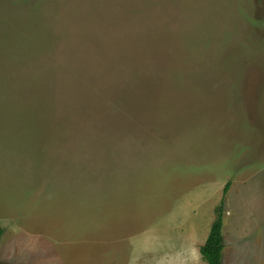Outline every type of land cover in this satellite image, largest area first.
<instances>
[{
    "label": "rangeland",
    "instance_id": "obj_1",
    "mask_svg": "<svg viewBox=\"0 0 264 264\" xmlns=\"http://www.w3.org/2000/svg\"><path fill=\"white\" fill-rule=\"evenodd\" d=\"M226 183L264 264V0H0L1 264H206Z\"/></svg>",
    "mask_w": 264,
    "mask_h": 264
},
{
    "label": "trees",
    "instance_id": "obj_2",
    "mask_svg": "<svg viewBox=\"0 0 264 264\" xmlns=\"http://www.w3.org/2000/svg\"><path fill=\"white\" fill-rule=\"evenodd\" d=\"M229 183H226L222 189V198L217 206L214 207V220L210 226L208 236L204 244L199 248L202 260L206 264H222V250L224 248L221 234L222 211L224 206V197L229 190ZM3 230L0 228V238ZM1 264V263H0Z\"/></svg>",
    "mask_w": 264,
    "mask_h": 264
},
{
    "label": "crops",
    "instance_id": "obj_3",
    "mask_svg": "<svg viewBox=\"0 0 264 264\" xmlns=\"http://www.w3.org/2000/svg\"><path fill=\"white\" fill-rule=\"evenodd\" d=\"M214 220V219H213ZM213 220H212V222H213ZM212 222H211V224H212ZM211 224H210V226H211ZM210 226H209V229H210ZM208 233H209V230H208V232H207V234H206V232H205V234H203V237L201 238V240H199V241H196V243H191V245H190V249H189V251H187V252H184L183 254H180V255H178L179 254V252H177L176 253V255L178 256V257H180V256H182V257H186V256H188L191 252H192V256H190L193 260H196V259H194V258H198L200 261H201V259H200V253H199V248L204 244V242H205V240H206V238H207V236H208ZM222 234H224V230H223V228H222ZM224 240V239H223ZM224 247H225V241H224ZM171 254H174V253H171ZM194 257V258H193ZM167 258V257H166ZM166 258H164V259H166ZM175 258V257H174ZM174 258H172V259H169V260H173ZM164 262H166V261H164ZM202 262V261H201ZM222 262H223V255H222ZM195 263H196V261H195Z\"/></svg>",
    "mask_w": 264,
    "mask_h": 264
}]
</instances>
